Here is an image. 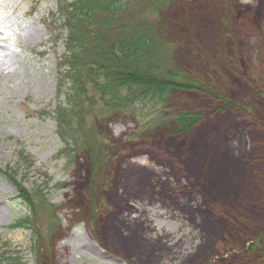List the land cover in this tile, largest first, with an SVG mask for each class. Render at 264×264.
Listing matches in <instances>:
<instances>
[{
	"label": "rangeland",
	"instance_id": "374dc122",
	"mask_svg": "<svg viewBox=\"0 0 264 264\" xmlns=\"http://www.w3.org/2000/svg\"><path fill=\"white\" fill-rule=\"evenodd\" d=\"M143 9L130 11L139 18ZM157 19L150 8L141 18ZM62 23L55 0H0V256L24 264H264V0L164 7L158 23L176 66L235 110L218 112L221 101L194 95L205 119L183 137H134L137 124L118 115L100 126L107 158L94 167L59 156ZM16 185L42 190L56 216L31 213Z\"/></svg>",
	"mask_w": 264,
	"mask_h": 264
},
{
	"label": "trees",
	"instance_id": "16d2710c",
	"mask_svg": "<svg viewBox=\"0 0 264 264\" xmlns=\"http://www.w3.org/2000/svg\"><path fill=\"white\" fill-rule=\"evenodd\" d=\"M55 1L67 38L66 53L57 66L58 103L54 115L57 135L64 146L59 156L69 164L82 157L93 167L105 161L106 134L100 126H107L118 115L128 116L137 124L134 137L158 133L183 137L205 119L191 105L194 95L221 101L218 112L235 110L234 103L216 97L176 66L173 45L161 34L158 19L163 8L193 0ZM135 5L144 8L139 18L130 11ZM146 8L156 13L155 22L141 20ZM47 178L43 181L49 183ZM16 186L31 213L52 210L56 216L58 208L49 205L42 190L31 194L22 185ZM26 223L23 227L30 228V222ZM0 264L24 263L19 258L7 260L0 256Z\"/></svg>",
	"mask_w": 264,
	"mask_h": 264
}]
</instances>
